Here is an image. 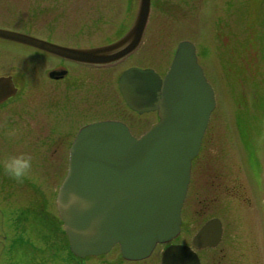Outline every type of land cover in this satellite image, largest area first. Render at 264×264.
<instances>
[{
  "label": "water",
  "instance_id": "water-1",
  "mask_svg": "<svg viewBox=\"0 0 264 264\" xmlns=\"http://www.w3.org/2000/svg\"><path fill=\"white\" fill-rule=\"evenodd\" d=\"M151 3L139 0L127 33L104 46L63 47L6 29H0V39L76 62L106 66L139 48ZM120 88L133 111H158L159 122L140 138L125 124L107 121L85 127L75 139L57 206L71 250L80 258L108 253L119 244L125 259L141 260L149 257L157 244L179 235L192 161L216 106L215 92L198 63L195 45L189 41L179 43L164 79L152 69L131 68L121 76ZM16 93L12 77H0V101ZM201 239L195 238L193 245L197 247ZM162 264L199 261L191 248L176 245L164 252Z\"/></svg>",
  "mask_w": 264,
  "mask_h": 264
},
{
  "label": "rangeland",
  "instance_id": "rangeland-1",
  "mask_svg": "<svg viewBox=\"0 0 264 264\" xmlns=\"http://www.w3.org/2000/svg\"><path fill=\"white\" fill-rule=\"evenodd\" d=\"M138 5L139 0H0V29L30 31L36 38L69 47L96 46L119 38L135 18ZM152 5L143 42L136 59L128 64H148L163 71L178 44L190 41L200 49L201 65L216 93V107L210 128L205 132L209 146L212 137V157L208 159L210 154L205 152L209 161L204 168L205 177L196 169L192 172L183 206L184 217H190L198 205L195 188L205 187L214 172L229 175L234 185L243 184L247 197H251L249 186L254 176L262 173L264 185V85L259 101L255 99L256 106L250 87L242 84L234 72L241 68L246 55L242 48L248 40L258 41L254 51L260 75L256 78L264 82V0H152ZM32 49L35 48L0 39V75L19 76L20 72H26L33 82L46 77L43 74L47 68L39 70L38 64L33 63L36 52ZM147 58L151 60L147 62ZM257 92L261 94L260 89ZM242 94L248 100L244 107L239 105ZM31 98L32 92L26 101ZM104 98L107 101L109 96ZM20 105L19 109L12 107L4 111L0 117V128L6 126L0 133V149L5 156L30 154L33 167L29 174L47 175L48 181L62 179L68 166V149H55L49 144L51 138L45 130L49 114L35 119L34 105L30 102L23 108ZM117 114L130 124L136 135L146 131L149 124L147 127L144 124L152 118L131 116L120 110ZM39 124L44 130H40ZM259 199L256 206L260 209L248 210V230L256 228L260 239L264 232V194ZM31 248L21 245L12 261L32 264ZM2 254L1 242L0 264H7ZM258 256H262L260 244Z\"/></svg>",
  "mask_w": 264,
  "mask_h": 264
},
{
  "label": "flooded vegetation",
  "instance_id": "flooded-vegetation-1",
  "mask_svg": "<svg viewBox=\"0 0 264 264\" xmlns=\"http://www.w3.org/2000/svg\"><path fill=\"white\" fill-rule=\"evenodd\" d=\"M130 27L131 25L125 32ZM15 31L36 37L30 31ZM256 43L254 41L250 44L248 40L247 46L242 48L246 55L242 59L241 68L238 72L235 70V73L241 75L240 82L246 87H250L251 99L255 105V99L259 101L264 85L263 81L256 78L260 75L252 52L256 49ZM76 48L87 47L77 46ZM232 49L231 52H235L233 47ZM32 50L36 52L32 56L33 63L38 64L39 70L47 68L43 74L46 77L41 80L37 79L34 83L26 72H20L19 76L1 74L0 77H12L17 93L7 100L0 101V117L4 111L8 112L10 108L18 107L20 104L23 108V105L29 102L36 108L35 119L49 114L47 116L49 119L45 121V130L49 131L51 138L49 144L55 149L67 147V164L69 163L70 150L78 133L90 124L102 121L121 122L129 127L135 137H140L159 122L158 111L138 114L129 108L121 92L120 78L124 72L131 68L154 69L148 64L145 66H137V62L134 63L135 66L128 64L131 60L136 59L139 49L123 60L106 66L80 63L39 49ZM176 50L174 49L163 71L154 69L161 78H164L169 71ZM196 55L198 63L201 65L202 53L200 49H196ZM150 60L151 58L146 59L147 62ZM230 63L232 66L234 65L232 60ZM259 89L261 94L257 92ZM31 92L33 98L26 101ZM105 95L109 96L107 101L104 98ZM247 102V96L240 95L239 105L244 107ZM253 108L255 109V106ZM116 110L131 116H151L152 118L144 124L145 127H147V123L149 124L146 131L136 135L130 124L118 114L116 115ZM211 119L212 115L209 124ZM15 123H17L16 120ZM5 127L0 128V133ZM39 128L44 130L41 126ZM209 128L208 125L206 132ZM3 139L5 140V137ZM3 139L2 141H4ZM211 141L212 137L209 146L205 133L200 152L192 163V172L196 169L202 173L203 177H205L204 168L207 167L206 161L212 157L213 145ZM205 152L210 154L208 159H206L208 154ZM4 157H6L5 153L0 149V160ZM259 162L262 166L261 160ZM42 176L28 174L22 182H17L5 174L0 167V243L2 242V256L7 258V264H15L12 259L21 245L32 246L33 249L31 248L29 255L32 257V264H162L165 250L173 245L190 247L196 254L199 264H264V232L259 239L256 228L251 232L248 230V210L260 209L257 208L256 203L261 201L260 194L261 197L264 194V185L261 184L262 173L254 176L255 180H252L253 184L251 187L249 186L252 196L247 197V191L243 184L234 185L229 179V175H218L214 172L205 187L198 185V188H195L198 205L195 206L190 217L189 215L184 217L182 211L183 220L178 237L172 242L157 245L150 257L144 260L125 259L119 245L102 255L83 259L75 258L57 208L59 188L66 174L56 182L48 181L47 175ZM257 178L259 179L256 181ZM199 236L202 239L195 247L193 242ZM259 244L262 249L261 258L258 256Z\"/></svg>",
  "mask_w": 264,
  "mask_h": 264
},
{
  "label": "clouds",
  "instance_id": "clouds-1",
  "mask_svg": "<svg viewBox=\"0 0 264 264\" xmlns=\"http://www.w3.org/2000/svg\"><path fill=\"white\" fill-rule=\"evenodd\" d=\"M0 167H2L5 174L17 182H22L23 178L29 174L33 167V158L28 153L8 155L0 160ZM72 200H75L74 196Z\"/></svg>",
  "mask_w": 264,
  "mask_h": 264
}]
</instances>
